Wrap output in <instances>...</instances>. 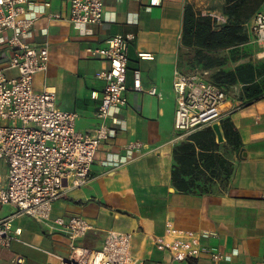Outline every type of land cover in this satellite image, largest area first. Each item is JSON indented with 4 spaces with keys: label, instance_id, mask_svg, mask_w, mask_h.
<instances>
[{
    "label": "crops",
    "instance_id": "obj_1",
    "mask_svg": "<svg viewBox=\"0 0 264 264\" xmlns=\"http://www.w3.org/2000/svg\"><path fill=\"white\" fill-rule=\"evenodd\" d=\"M30 3L31 15L38 19L25 40L49 41L51 52L49 68L36 75L35 86L56 90L59 107L79 114L76 128L80 132L100 124L98 108L106 82L96 73L109 67L108 60L91 57L86 48L106 46L116 34L134 36L127 39L128 103L114 113L121 120L118 133L99 148L90 181L68 189L55 201L53 216L88 218L93 229L80 243L92 249L103 247L112 231L130 233L138 262L214 264L211 251L218 250L230 256L222 264L264 263V97L246 102L240 96L242 86H233L226 103L229 111L219 123L222 128V121L229 118L242 144L226 143L223 128L225 141L219 142L212 128L219 143L212 151L224 162L218 166L217 177L206 186L197 181L199 187L192 191L178 188L173 180L175 149L190 140L193 132L208 128L179 132L175 127L176 71L196 69L194 48L182 43L185 7L198 4L193 0H105L103 22L80 28L70 21L66 0ZM10 35L6 32L0 41V67L13 56L7 41ZM141 52L155 58L142 59ZM137 68L142 72L143 91L132 88ZM153 87L156 95L148 92ZM234 88L239 93L235 97ZM132 144L137 146L133 150ZM200 150L196 145L202 164ZM8 170V162L0 158V186L7 184ZM17 212L16 205H0L1 217ZM170 227L177 233H170ZM188 232L208 234L203 235L202 244L210 251L198 260H176L169 250L158 247V239L171 242ZM12 233L19 239L10 247L0 246V264H61L58 256L70 255L71 240L31 215L16 214Z\"/></svg>",
    "mask_w": 264,
    "mask_h": 264
},
{
    "label": "built area",
    "instance_id": "obj_2",
    "mask_svg": "<svg viewBox=\"0 0 264 264\" xmlns=\"http://www.w3.org/2000/svg\"><path fill=\"white\" fill-rule=\"evenodd\" d=\"M66 1L70 8L69 19L76 26L86 28L103 22L105 0ZM33 10L30 0H0V41L10 31L7 41L13 50L6 66L0 67V158L9 165L7 184L0 186V205L18 207L17 213L0 216V246L10 247L14 239H19L12 233V220L21 213L33 216L71 240L70 255L58 256L61 264H155L136 260L130 233L112 231L103 247L92 249L80 243L93 229L88 218L53 216L55 201L68 189L83 187L90 181L99 148L118 133L121 120L114 113L128 103L127 39L134 36L116 34L106 46L86 48L91 57L108 60L109 67L96 73L106 82L98 108L100 124L80 132L76 128L79 114L59 107L56 90L48 87L38 90L35 86L36 75L49 68L51 52L49 41L32 44L25 40L38 19L37 15H31ZM55 17L62 15L55 14ZM220 24L219 20L217 25ZM247 28L263 37L264 9L253 16ZM139 55L142 59L155 58L149 52ZM8 70H16L17 74L10 75ZM132 88L144 90L139 68L134 70ZM174 88L177 94L175 127L179 132L213 125L229 111L226 104L229 91L212 79L210 69L196 68L189 72L178 69ZM148 92L156 95L157 89L153 87ZM135 147L130 146L132 150ZM168 230L177 233L174 228ZM203 235L208 234L188 232L177 235L171 242L160 238L158 247L169 250L176 260L193 262L210 251L203 247ZM211 255L214 264H222L230 258L218 250L211 251Z\"/></svg>",
    "mask_w": 264,
    "mask_h": 264
},
{
    "label": "trees",
    "instance_id": "obj_3",
    "mask_svg": "<svg viewBox=\"0 0 264 264\" xmlns=\"http://www.w3.org/2000/svg\"><path fill=\"white\" fill-rule=\"evenodd\" d=\"M263 8L264 0H226L224 14L227 21L217 25L211 14L197 10L192 3L185 7L182 43L194 48L195 68L213 70L212 79L228 91L235 85H241L240 96L246 102L264 97V59H250L235 67L231 63L250 55L247 23ZM222 128L226 143L242 144L229 118L222 121ZM189 139L175 149L177 163L173 169L174 183L186 191L199 187L196 184L199 180L206 186L217 177L218 166H224L220 155L211 148L219 145L212 128L193 132ZM196 145L201 147L199 156L202 164L196 157ZM225 169L229 174L230 169Z\"/></svg>",
    "mask_w": 264,
    "mask_h": 264
},
{
    "label": "rangeland",
    "instance_id": "obj_4",
    "mask_svg": "<svg viewBox=\"0 0 264 264\" xmlns=\"http://www.w3.org/2000/svg\"><path fill=\"white\" fill-rule=\"evenodd\" d=\"M197 5V10L207 13H210L218 22L219 20L225 23V14H224V7L226 4V0H193ZM247 31L250 35V55L245 58H242L239 61H235L231 63L232 67H235L240 62H245L250 59H264V38L247 28ZM194 70V69H193ZM233 96H238L237 90L234 88L232 91Z\"/></svg>",
    "mask_w": 264,
    "mask_h": 264
},
{
    "label": "water",
    "instance_id": "obj_5",
    "mask_svg": "<svg viewBox=\"0 0 264 264\" xmlns=\"http://www.w3.org/2000/svg\"><path fill=\"white\" fill-rule=\"evenodd\" d=\"M208 127L213 128L216 130L217 135H218V140L219 142H224L225 141V137L221 128V125L219 122L213 124V125H209Z\"/></svg>",
    "mask_w": 264,
    "mask_h": 264
},
{
    "label": "bare ground",
    "instance_id": "obj_6",
    "mask_svg": "<svg viewBox=\"0 0 264 264\" xmlns=\"http://www.w3.org/2000/svg\"><path fill=\"white\" fill-rule=\"evenodd\" d=\"M263 38H264V33H263Z\"/></svg>",
    "mask_w": 264,
    "mask_h": 264
}]
</instances>
